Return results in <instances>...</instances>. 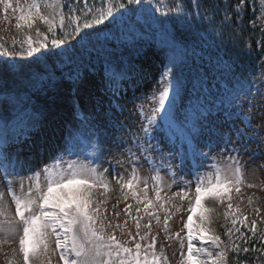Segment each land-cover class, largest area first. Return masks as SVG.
I'll return each instance as SVG.
<instances>
[{"label":"snow or ice","instance_id":"obj_1","mask_svg":"<svg viewBox=\"0 0 264 264\" xmlns=\"http://www.w3.org/2000/svg\"><path fill=\"white\" fill-rule=\"evenodd\" d=\"M143 2L144 0H100L101 6L97 7L95 0H92L91 6H89V0H83L81 7L80 0H77L75 9L68 6L69 14L67 16L62 10L66 6L63 0H31L26 4H20L17 0L15 6H13L12 0H0V6H2L6 20L10 9L13 13L19 12L17 29H31L36 21L47 25V32H41L37 28L35 39L32 36H26L23 41L27 44V57L36 58L37 54H45L42 50L54 51L61 48L69 37L73 40L79 37L81 41L90 42L91 32L88 30H96L98 26L106 24L119 25L128 13H134ZM223 3L224 8L221 10L219 3L205 6V0H172L171 4L166 3L165 0H158V4L164 5L163 14L174 13L177 19H185L190 16L192 13L188 5L193 6L194 14L206 21L213 32L223 37L228 29H232L229 35L233 43H237L238 38L245 39V47L251 53L248 42L250 38H243L241 35L246 0H236L235 5H230L229 0H223ZM260 5L261 16L264 18V0H260ZM230 6L234 8V13L228 11ZM42 8L49 10L47 14L42 13ZM159 10L160 8L157 7V11ZM76 11H79L80 14L75 15ZM221 11L223 19H218ZM233 14L236 17L235 22L232 19ZM252 25L255 29L256 21H252ZM260 32L261 39L256 42L257 50L264 51V19L261 20ZM15 43L19 42L14 40L13 44ZM168 43L173 49V55L158 82L160 89L153 91L151 96L145 97L155 106L149 109L150 114L144 115V105H137V111L144 116L147 123L138 126L139 133L131 132V130L123 133V135L132 138L133 146L140 156H137L132 147L127 146V141L121 139L116 142L118 148L121 144L125 145L124 151L128 154L132 171L129 174V179L125 180L123 176L116 174L113 167L112 177L120 185L122 192L125 188L129 190L123 192L124 200H127L130 194L137 204L143 205L144 214L150 218L149 223L144 225L148 231L141 235L140 221L143 217L139 215L141 209H136V234L133 236L131 232L128 233L134 247L128 246V242L117 239L114 233H106V228L113 227V225L105 224V213L101 211V204L106 201L94 199V190L103 188L104 193L110 190L109 169L101 168L105 159L104 147L102 143L98 142V139H94V137H98L99 129L86 117L82 116L81 121L68 136L69 140H77L85 147H82L80 152L65 147L54 162L43 169L45 180L43 185L40 182V173L37 172L27 193L24 192L23 179L19 181L20 194L16 193L10 177L19 175V169L23 165L19 157H14L8 151V116L13 111L18 113L17 141L20 135H26L27 130L34 126V123L32 116L26 110H19V106L22 104L20 92L24 86L18 85L13 91L9 88L7 80L0 77V92L5 93L0 99V177L4 179L8 195L11 196L15 205L13 213L5 199V193L0 191V234L5 237L0 241V244L7 243L9 237H15L18 234L19 256L22 258V264H51V256L57 253L63 264H168V258L164 252L156 251V237L151 236V218H155L159 224L160 217L156 209L158 207L164 210V229L167 231L170 218L167 205L172 204L176 197H179L180 200L188 197L193 183L184 179L183 175H178V172L194 177L195 204L203 209L198 216L200 223L196 228V234H194L191 215L184 223V228L187 229V254L181 252V264H228L229 249L237 254L234 264H242L238 258L239 252L247 253L250 249L236 245L231 239H229L228 246L221 247L224 242L209 227L211 221L208 214L214 209L205 207L201 197L203 196L205 201L211 200L221 205L227 202L226 210L223 213L224 217L231 219L233 227L237 220L241 224L244 223L246 217L238 205L233 206L230 193L233 190L239 193L241 185L244 183L240 155L241 150L246 149V144L241 141L259 136V132L252 129V119L257 114L264 116V112L254 113L252 111L254 108L264 107V55L261 56L259 75L250 73L245 77L246 85L242 86L240 92L232 97V101L235 102L234 106L238 109L237 118L242 115V122L246 128L252 129L253 136H249L248 132L235 124L229 125L228 132H220L219 128L214 126L209 127L207 131L217 139L206 141L203 147L208 150L204 151L198 137L206 129L203 121L197 120L191 128L181 129L182 135L179 142L172 141L170 151L163 153L160 152L159 145L151 143V139L155 138V133L162 126L160 122H165L169 129L175 127L176 100L180 96L182 88L181 81L175 75L178 63V58L175 55V37H172ZM67 47L73 48L74 45L68 44ZM23 54V52L17 53V55ZM12 56L13 53L4 44H0V58ZM10 71L8 61L5 60L4 64L0 65V72ZM68 79L75 83L79 80V74H69ZM127 79L129 77L121 68L109 66L105 70V88L112 98L110 107L115 97L127 91L123 84ZM29 83L32 84L31 81ZM39 83L43 86L42 81ZM231 115L229 114V118ZM233 135L235 140H233ZM217 147H219L221 155L228 154L227 162L223 167L216 156L212 155L213 150ZM154 151L160 152L162 165H157L151 159V153ZM74 155L77 159H71ZM141 156L149 160L152 167L153 175L149 179L152 181L151 190L155 194L154 198L149 196V179H142L139 175L137 165ZM209 158H211L208 164L210 170L201 173L199 169L205 166L204 162L209 161ZM175 160H178L179 163L174 165L172 161ZM117 162L124 163L120 159H117ZM162 166L166 167L172 176L173 184L179 182L182 185L170 196L162 195L165 191L164 179L160 174ZM141 183L144 187L138 191V185ZM247 186L254 187L252 184ZM167 187L170 191L172 184ZM248 202L252 203V197L248 198ZM174 206L177 211L180 210L179 206ZM130 209L131 205L125 209L129 216H131ZM193 211L194 207L190 206L188 212ZM254 211L259 215V208ZM116 215L118 216L119 213ZM121 227L119 224L115 225V228ZM232 231L233 228H227L225 234L230 237ZM235 231L240 232V229L235 228ZM249 231L253 237L257 236L255 219L251 221ZM175 235L177 239H180L179 233ZM239 238H244L243 233ZM259 239L264 241V232L259 234ZM144 241L149 242L144 244ZM244 243L247 244L248 239H245ZM209 244L217 250L210 251L205 246ZM183 247L184 241L181 240V248ZM261 249L264 250V244L261 245ZM7 264H20L15 248L12 249V256L7 260Z\"/></svg>","mask_w":264,"mask_h":264},{"label":"rangeland","instance_id":"obj_2","mask_svg":"<svg viewBox=\"0 0 264 264\" xmlns=\"http://www.w3.org/2000/svg\"><path fill=\"white\" fill-rule=\"evenodd\" d=\"M67 1H69V5L76 6L77 0ZM171 1L165 0L166 3ZM12 2L13 6H15L17 0H12ZM30 2L31 0H19L20 4ZM234 2L235 0H229L230 5H233ZM146 3L147 5L139 7L134 15L125 16L123 22L119 25L106 24L98 26L96 30H88L91 32L90 42L81 41L79 37L75 40L69 37L66 44L61 46V48L54 51L42 50L45 54H37L36 58L27 57V44L23 43V41L26 36H32L35 39L37 28L41 32H47V25L36 21L31 29H17L16 23L18 22L19 12L13 13L10 9L6 20L2 6H0V20H3V25L0 26V44H4L13 53L12 57L0 58V65H3L4 61L7 60L8 68L11 70L7 73L0 72V77L7 80L9 88L13 91L16 90L18 85L22 84L24 86L20 92L22 104L19 106V110H26L32 116L34 123V126L27 130L26 135H20L17 141L18 113L13 111L8 116L9 144L17 145V149L13 147L11 153L14 157H19L23 165L19 175L10 177L13 181V189L19 195V181L23 179L24 192L27 193L29 186L35 180V173L37 172L40 173V182L43 185L45 183L43 169L51 165L65 147L75 152H80L85 145L77 140H69L68 136L81 121L82 116L86 117L99 129L98 137H94V139H98V142L102 143L104 147L105 159L101 168L109 169L110 190L104 193L103 188H97L94 190V199L106 201L101 204V211L105 213V224L113 225V227L106 228V233H114L116 238L122 242L129 241L131 245L128 243V246L130 247H134V244L130 241L128 233L136 229V209H141L139 215L143 217L140 221L141 235L148 231L144 225L149 223L150 218L144 214L143 205L137 204L130 194L129 198L124 200L123 192H128L129 190L125 188L122 192L120 185L112 177L113 167L116 174L123 176L125 180L129 179V174L132 171L128 154L124 151L125 145L121 144L118 148L116 147V142L121 139L127 141V146L132 147L137 156H140V153L133 146L132 138L123 135V133L129 130L139 133L138 126L142 123H147L144 116L137 111V105L143 104L144 115L150 114L149 109L155 105L152 101L145 99V97L151 96L153 91L160 89L158 82L165 71L166 65L170 63V57L173 55V49L168 43L172 38L170 27L166 24L160 26V13H157V7L160 8V6L164 5L158 4V0H155V2L147 0ZM80 5L81 7L83 6V0H80ZM41 11L47 14L49 10L42 8ZM76 13L77 11L74 14ZM247 17H254L249 19L250 21L248 22L253 26L252 21H256L255 28H257V32L261 36V20L264 18L261 16L260 0H246L243 16L244 23ZM14 40L19 43L13 44ZM143 42H147V45L140 50L138 55H133L135 53L134 50H138ZM68 44H72L74 47L68 48ZM249 44L251 54L264 55V51L257 50V43L254 45ZM20 52L24 54L17 55ZM151 53L152 55H150ZM129 54H131V59L124 61ZM175 55L178 58L175 75L181 81L183 66H186V62L190 57H188L187 52L180 53L177 46ZM195 58L194 55L189 60V63H193ZM260 61L257 65L258 72L256 75H259L261 71ZM111 63H114V67L121 68L128 75L138 74L142 70H147L145 78H148V81L135 93L127 92L133 89L127 87L123 82L127 91L115 97L110 107V99L112 98L105 88V65ZM150 64L154 65L150 66ZM69 74H79V80L73 83V81L68 79ZM54 75H57V78ZM41 81L43 86L39 83ZM217 84V75L211 73L203 75L197 82L196 88L192 91L182 87L180 96L176 100L177 107L174 112L175 127L169 129L165 122H160L162 126L155 133V138L151 139V143L159 145L160 152L167 153L170 151L172 141L179 142V138L182 135L181 129L187 130L191 128L197 120H202L206 129L198 137L204 151L208 150L203 147L206 141L217 139L216 136L207 131L209 127L214 126L219 128L220 132H228L229 125L235 124L248 132L249 136H253L252 129H256L259 132L258 137L241 141V143L246 144V149H242L240 155L244 183L241 185L239 193L233 190L230 195L232 196L231 202L233 206L238 205L240 211L245 214L246 219L244 222L251 226V221L255 219L257 230L264 232V167H261V165H264V116L254 115L252 129L246 128L242 122V115L240 118L236 116L238 109L234 106L235 102L232 99L224 101L219 94H208L210 90H214V86ZM4 95V92H0V99ZM56 110L60 114L57 115ZM252 111L254 113L264 112V107L254 108ZM183 112L186 113V116ZM229 114H232L231 118H229ZM204 117H207V119H204ZM42 124L46 126L45 130L39 129L35 131V128ZM233 140H235L234 135ZM88 150L91 151V149ZM160 152L154 151L151 153V159L157 165H162ZM37 154L41 157L38 158ZM212 155L216 156L221 167L227 162L228 154L221 155L219 147L213 150ZM71 159H77V157L74 155ZM117 159L123 160L124 163H118ZM210 161L211 158H209V161L204 162L205 166L199 169L201 173L210 170L208 167ZM172 163L175 165L179 161L175 160ZM25 165H27V168L24 167ZM137 168L142 179H149L153 175L149 160H146L143 156L140 157ZM160 174L163 176L165 187L162 195L170 196L172 192H176L182 187L179 182L173 184L172 176L166 167H161ZM178 175H183L184 179L192 181L193 186L186 199L180 200L179 197H176L172 204L167 205L170 213L168 230L165 231L164 229V210L158 207L156 209L160 217L159 224L155 218H151V236L156 237V251L158 253L160 251L164 252L168 258V264H181V252L185 255L187 254V229L184 228V223L187 222L188 216L191 215L194 234H196V228L200 223L198 216L203 210L201 206L195 204L194 177L180 172H178ZM151 183L152 181L149 179V196L154 198L155 194L151 190ZM169 184H172L170 191L167 187ZM249 184L254 185V187H248L247 185ZM143 187L144 185L141 183L138 185L137 190L140 191ZM0 191L5 193L9 208L14 213L15 205L11 200V196L8 195L7 187L2 177H0ZM249 197H252L251 204L248 202ZM201 201L204 202L205 207L214 209L208 214L211 221L209 227L212 232L219 236L221 226L226 222L223 213L226 210L227 202L221 205L211 200L205 201L203 196ZM128 205H131V216L125 211ZM174 205L179 206L180 210L177 211ZM190 206L194 207V211L191 213L188 212ZM256 208H259V215L254 211ZM117 213H119L118 216L116 215ZM117 224L122 227L115 228ZM176 233L180 234V239L176 238ZM4 239L3 234H0V241ZM181 240L184 241L183 248H181ZM144 242L148 243L149 241ZM205 246L210 251L217 250L210 244ZM221 247L225 246L222 244ZM14 248L17 250V259L22 264V258L19 256L18 234L15 237H9L7 243L0 244V264H7V260L11 258L12 249ZM51 264H63L59 259L58 253L51 256ZM228 264H231L229 251Z\"/></svg>","mask_w":264,"mask_h":264},{"label":"trees","instance_id":"obj_3","mask_svg":"<svg viewBox=\"0 0 264 264\" xmlns=\"http://www.w3.org/2000/svg\"><path fill=\"white\" fill-rule=\"evenodd\" d=\"M209 1L205 0V6H209ZM192 13V11H191ZM190 24L188 26V30L183 33L180 37H179V41H184V40H187L186 43H192L191 40L193 39H196V32H197V26H198V23L200 24V20L197 16H192L191 14V17H190ZM183 44V43H182ZM230 61V60H229ZM228 61V62H229ZM229 73H230V76L231 78L233 79H236L237 77L239 78V71L240 69H238L234 63H230V67H229ZM246 238H243L241 240H239L236 245L238 246H241V247H248L250 249L249 252L245 253L243 251L239 252V260L243 263H246V264H252L253 262V259L257 258L258 255H259V250L257 249H254L252 250L251 248V243L253 244L252 247L254 246H257L258 248H260V241L257 240L256 238H252L251 242L248 241L247 244L244 243V240ZM257 250V251H256ZM237 259V254L234 253V261Z\"/></svg>","mask_w":264,"mask_h":264},{"label":"bare ground","instance_id":"obj_4","mask_svg":"<svg viewBox=\"0 0 264 264\" xmlns=\"http://www.w3.org/2000/svg\"><path fill=\"white\" fill-rule=\"evenodd\" d=\"M147 54V53H146ZM150 55H152V53L150 54ZM148 56V55H147Z\"/></svg>","mask_w":264,"mask_h":264}]
</instances>
